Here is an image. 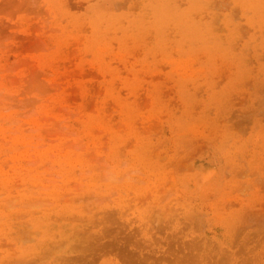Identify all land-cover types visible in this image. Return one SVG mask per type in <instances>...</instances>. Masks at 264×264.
<instances>
[{"label": "rangeland", "instance_id": "obj_1", "mask_svg": "<svg viewBox=\"0 0 264 264\" xmlns=\"http://www.w3.org/2000/svg\"><path fill=\"white\" fill-rule=\"evenodd\" d=\"M0 264H264V0H0Z\"/></svg>", "mask_w": 264, "mask_h": 264}]
</instances>
